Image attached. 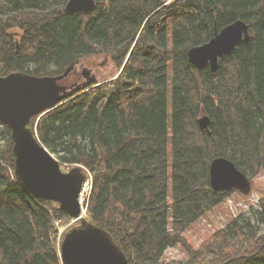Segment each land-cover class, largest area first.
<instances>
[{
  "label": "trees",
  "instance_id": "obj_1",
  "mask_svg": "<svg viewBox=\"0 0 264 264\" xmlns=\"http://www.w3.org/2000/svg\"><path fill=\"white\" fill-rule=\"evenodd\" d=\"M68 1L0 0V77L56 76L93 56L114 64L28 124L62 167L89 171L84 221L129 264H170L164 253L179 244L178 264H264V195L197 248L184 238L235 192L210 188L212 160L250 182L264 171V0H94L89 13H64ZM237 20L249 41L215 73L196 69L188 51ZM12 146L0 122V264H61L55 223L70 217L16 182Z\"/></svg>",
  "mask_w": 264,
  "mask_h": 264
},
{
  "label": "water",
  "instance_id": "obj_2",
  "mask_svg": "<svg viewBox=\"0 0 264 264\" xmlns=\"http://www.w3.org/2000/svg\"><path fill=\"white\" fill-rule=\"evenodd\" d=\"M94 8V0H69L63 12L89 13ZM248 41V25L237 20L222 28L207 43L191 48L187 57L196 69L209 68L215 73L219 59L230 55L237 46ZM72 69L73 65L56 76H34L20 72L1 76L0 122L9 129L13 142L16 182L35 200L55 203L69 217L78 218V196L85 176L78 167L62 173L58 160L28 127L32 117H40L54 110L72 97L76 89L94 80L86 76L87 71L84 69L81 76L86 82L67 89L60 82L70 75ZM198 124L201 129H206L208 117H201ZM209 185L214 192L235 190L246 196L251 191L250 180L246 175L223 157L215 158L210 163ZM60 260L62 264H129L107 232L84 220L64 235Z\"/></svg>",
  "mask_w": 264,
  "mask_h": 264
},
{
  "label": "rangeland",
  "instance_id": "obj_3",
  "mask_svg": "<svg viewBox=\"0 0 264 264\" xmlns=\"http://www.w3.org/2000/svg\"><path fill=\"white\" fill-rule=\"evenodd\" d=\"M86 69V76L93 77L95 81L103 80L115 73V66L111 62H107L104 56H93L88 59L81 60L71 72V77L63 81L64 86L73 84L77 77L80 81L76 83H83L85 79L82 78L81 72ZM70 78V79H69ZM96 81V82H97ZM168 119L170 120V103L168 99ZM171 144L168 140V150L170 151ZM264 195V171L251 180V193L243 197L238 192H230L223 202L215 206L212 210L207 212L201 219L194 222L184 233V238L187 244L192 248H197L203 241H206L214 231L223 227L226 223L231 221L240 210L246 209L245 205L257 203L258 198ZM70 223L57 226V235H64L66 231L71 229ZM62 236L60 237V240ZM164 262L170 264H178L186 259L185 248L182 245H177L166 250L163 256Z\"/></svg>",
  "mask_w": 264,
  "mask_h": 264
},
{
  "label": "built area",
  "instance_id": "obj_4",
  "mask_svg": "<svg viewBox=\"0 0 264 264\" xmlns=\"http://www.w3.org/2000/svg\"><path fill=\"white\" fill-rule=\"evenodd\" d=\"M91 189H92V181H91V178H89L83 184V187H82L80 195H79V204L81 207V215L79 216L78 219L72 220L71 223H74L77 220L86 216V205H87V200H88L90 193H91Z\"/></svg>",
  "mask_w": 264,
  "mask_h": 264
},
{
  "label": "flooded vegetation",
  "instance_id": "obj_5",
  "mask_svg": "<svg viewBox=\"0 0 264 264\" xmlns=\"http://www.w3.org/2000/svg\"><path fill=\"white\" fill-rule=\"evenodd\" d=\"M69 77H71V75L69 76ZM70 79V78H69ZM80 81V78L79 77H77V79H76V81ZM76 81L74 82V83H76Z\"/></svg>",
  "mask_w": 264,
  "mask_h": 264
},
{
  "label": "bare ground",
  "instance_id": "obj_6",
  "mask_svg": "<svg viewBox=\"0 0 264 264\" xmlns=\"http://www.w3.org/2000/svg\"><path fill=\"white\" fill-rule=\"evenodd\" d=\"M209 69V68H208Z\"/></svg>",
  "mask_w": 264,
  "mask_h": 264
}]
</instances>
